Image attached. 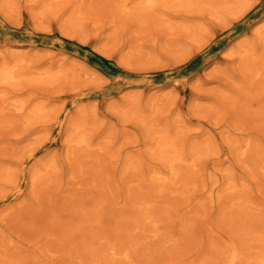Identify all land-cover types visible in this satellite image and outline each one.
Listing matches in <instances>:
<instances>
[{"label":"rangeland","instance_id":"1","mask_svg":"<svg viewBox=\"0 0 264 264\" xmlns=\"http://www.w3.org/2000/svg\"><path fill=\"white\" fill-rule=\"evenodd\" d=\"M0 264H264V0H0Z\"/></svg>","mask_w":264,"mask_h":264}]
</instances>
